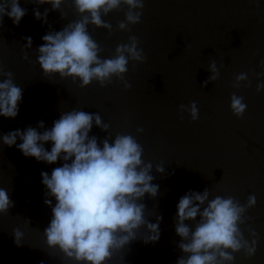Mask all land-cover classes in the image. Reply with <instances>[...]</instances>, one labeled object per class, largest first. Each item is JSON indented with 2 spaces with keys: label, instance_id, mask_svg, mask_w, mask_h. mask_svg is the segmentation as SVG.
Segmentation results:
<instances>
[{
  "label": "water",
  "instance_id": "1",
  "mask_svg": "<svg viewBox=\"0 0 264 264\" xmlns=\"http://www.w3.org/2000/svg\"><path fill=\"white\" fill-rule=\"evenodd\" d=\"M144 3L142 22L130 26L131 31L118 28L127 6L103 17L113 26L111 35L89 25L90 35L104 49L102 58L112 57L116 46L128 43L132 35L140 40L147 60L130 61L125 79L132 84L131 90H125L115 78L107 87L94 81L81 88L79 80L44 76L37 49L44 43V35L80 19L72 0H67L60 12L47 3L20 0L26 15L19 25L7 15L0 19V67L13 72L14 82L23 90L18 116H0V188L8 191L14 204L8 214H0V264H72L50 249L43 235L52 209L44 202L47 189L41 173L51 175L64 161L48 164L25 157L16 146L4 145L2 137L28 126L43 132L62 112L74 108L98 113L110 125L108 133L94 125L90 136L103 140L111 135L114 140L118 133L133 135L144 148L145 163L153 164V183L159 186L155 199L146 194L142 201L148 213L162 217L159 241L146 244L139 238L114 253L109 264H176L184 255L178 247L181 237L175 231L177 204L189 190L202 193L206 188L210 198L233 196L241 204L255 194L257 206L246 213L253 219L240 227L249 242L253 239L249 228L259 233L258 251L252 258L243 252L235 254V264H264V92L256 91L253 74L264 72V0L260 7L256 0ZM34 9L41 14L48 10L47 23L35 18ZM27 37L33 43L27 49L29 60H24ZM213 60L220 68V78L202 87L211 75L207 68ZM241 72L248 74L251 86L248 81L239 88L233 86ZM232 93L242 96L248 106L243 118L232 113ZM192 101L199 108L197 121L179 109ZM40 121L44 129L39 128ZM141 127L144 132L138 133ZM51 146V142L45 144L49 151ZM157 165L165 167L163 174L155 170ZM52 202L54 206V198ZM148 219L157 222L155 216ZM16 228L25 233L22 246L15 243ZM146 234L142 229L138 236Z\"/></svg>",
  "mask_w": 264,
  "mask_h": 264
},
{
  "label": "clouds",
  "instance_id": "2",
  "mask_svg": "<svg viewBox=\"0 0 264 264\" xmlns=\"http://www.w3.org/2000/svg\"><path fill=\"white\" fill-rule=\"evenodd\" d=\"M66 2L34 0L39 5L50 4L52 10L59 12ZM72 6L80 19L68 23L60 31L44 35V43L37 49V62L44 76L49 80L56 76L70 78L73 82L79 80L81 88L94 81L107 87L115 78L125 90H131L132 84L125 79L130 61L144 63L147 60L140 40L132 35L128 43L116 46L112 57L102 58L104 49L90 35L89 25L106 29L111 35L113 26L103 17L127 6L125 19L119 22L118 28L131 31L130 26L142 22L144 0H72ZM256 6H261L260 0H256ZM5 15L19 25L26 10L20 7V0H3L0 19ZM34 15L37 20L47 23V9L43 14L34 9ZM26 39L23 59L29 60L27 49L32 47L33 41L30 37ZM261 65L264 66V60ZM207 70L211 75L202 87L220 78V68L215 60ZM253 74L257 78L256 91L264 92V72ZM0 76L4 77L0 80V116L14 119L20 111L23 90L14 82L13 72L0 67ZM246 81L251 86L248 74L241 72L236 75L233 86L239 88ZM247 107L242 96L231 94L230 108L234 116L243 118ZM179 109L181 114L188 113L192 121L200 118L195 101L189 105L181 104ZM94 125L109 132L110 125L100 114L74 108L62 112L53 126L43 132L28 126L2 137L4 145L16 146L25 157L48 164L64 161L62 166L52 170L51 175L41 173L47 189L44 202L52 209L50 223L43 235L47 246L60 253L63 261L72 264H109L114 253L124 250L133 241L142 238L146 244L156 243L161 235L162 217L155 212L148 213L142 202L146 194L153 199L159 195V186L153 183L155 177L151 174L153 164L145 163L142 158L143 146L131 134L118 133L114 140L111 135L103 140L90 136ZM39 128H45L43 121L39 122ZM136 131L143 133L144 129L141 127ZM18 138L22 143L17 144ZM49 142L52 144L50 151L45 147ZM155 170L163 174L165 167L157 165ZM210 195L208 188L202 193L189 190L177 204L175 231L181 237L178 247L184 255L176 264H235V254L243 252L247 258H252L258 251L259 233L249 228L253 238L249 242L240 227L253 219L246 213L257 206L255 194L249 195L245 204L233 196L210 198ZM52 198L56 201L54 206ZM13 206L8 191L0 188V214H8ZM149 216H155L157 222H150ZM142 229L147 234L139 237ZM13 235L16 245L22 246L24 231L16 228Z\"/></svg>",
  "mask_w": 264,
  "mask_h": 264
}]
</instances>
